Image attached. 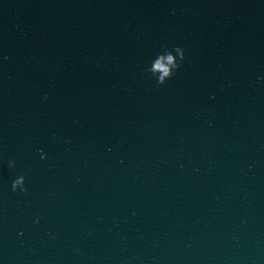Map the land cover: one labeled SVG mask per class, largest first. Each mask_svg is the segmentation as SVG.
I'll use <instances>...</instances> for the list:
<instances>
[{
    "label": "water",
    "instance_id": "obj_1",
    "mask_svg": "<svg viewBox=\"0 0 264 264\" xmlns=\"http://www.w3.org/2000/svg\"><path fill=\"white\" fill-rule=\"evenodd\" d=\"M0 264H264V0H0Z\"/></svg>",
    "mask_w": 264,
    "mask_h": 264
},
{
    "label": "clouds",
    "instance_id": "obj_2",
    "mask_svg": "<svg viewBox=\"0 0 264 264\" xmlns=\"http://www.w3.org/2000/svg\"><path fill=\"white\" fill-rule=\"evenodd\" d=\"M185 59V49L175 46L173 49L165 47L163 52H158L151 61L146 71L151 73L156 79L157 85L164 84L182 66ZM15 162L10 161L9 166H14ZM12 190L26 192L25 176L20 175L12 181Z\"/></svg>",
    "mask_w": 264,
    "mask_h": 264
}]
</instances>
